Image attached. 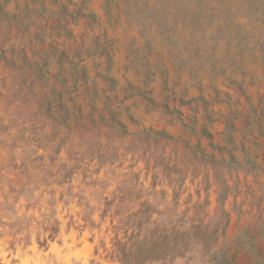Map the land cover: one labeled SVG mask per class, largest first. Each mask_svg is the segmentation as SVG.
Instances as JSON below:
<instances>
[{"label": "rangeland", "instance_id": "obj_1", "mask_svg": "<svg viewBox=\"0 0 264 264\" xmlns=\"http://www.w3.org/2000/svg\"><path fill=\"white\" fill-rule=\"evenodd\" d=\"M109 110L124 127L105 128ZM141 129L177 142L162 149ZM67 159L89 165L71 184L84 203L96 206L98 178L129 198L122 209L160 212L144 227L172 235L145 264H264V0H0V200ZM46 199L14 207L39 216ZM217 208L230 219L214 252L177 235L218 226ZM81 211L58 202L60 231L43 247L34 224L0 236V264H120L109 215L84 224Z\"/></svg>", "mask_w": 264, "mask_h": 264}, {"label": "trees", "instance_id": "obj_2", "mask_svg": "<svg viewBox=\"0 0 264 264\" xmlns=\"http://www.w3.org/2000/svg\"><path fill=\"white\" fill-rule=\"evenodd\" d=\"M39 96L41 97V95ZM81 105L79 104L77 106L78 113H81V111L88 106L96 108L98 102L92 99L87 104ZM115 113V111L109 110L107 117L108 115H110V117L109 120L107 119L105 122V128L112 129L114 125L120 126V128L124 127L123 124L117 120ZM81 117L83 118V115ZM81 117L77 118L78 122L82 121ZM92 122H94V120H92ZM95 126H91L90 128L101 131L98 123H95ZM65 127L66 132L72 137L77 135L82 128L90 129L86 123H83V125L79 127L80 129L75 127L69 130L70 127ZM136 134L143 135L145 139L152 140L156 144H162V149H165L166 144L161 141L171 142L173 143L172 145H175L177 142L173 136L153 129H141ZM136 134L134 136H136ZM208 136L211 138L210 134H208ZM55 154L59 155L60 150L58 149ZM70 161L72 160L67 159L64 162L52 160L46 165L49 172L48 177L40 175L31 176L20 180L18 184H16L18 188H16V185H13L12 188L3 192V198L0 200V210L2 212V216H0V226L2 227L0 236L22 234L31 224H34L38 227L39 231L43 232V235L45 233L43 237H40V235L37 236L39 246H46L48 244L47 242L53 241L60 231V223L54 216L56 204L58 202L68 204L75 200V204L82 208L79 215H81L80 220H82L84 224H96L92 216L98 210L99 220L101 221L105 220L106 216L109 215V223L112 224L111 230L114 234L113 245L120 264H145L148 261H157V253L161 252L160 249L163 247L162 245L167 242L168 238L172 235V229L168 230L166 228L157 227L149 229L146 226L144 227V225L157 224L156 220L160 216V212H151L142 208L135 210L122 209L121 205L128 203L129 198L124 194H104L103 189L99 186L103 180L98 178L88 180L90 182L89 184L92 185L89 186L90 188L96 187L100 183L98 189L96 188L97 190L100 189V195L94 197L96 199V206L90 205L88 202L84 203L86 188H80V186H78L77 191L73 192L72 190L75 187L71 184L74 175L77 174L79 169L86 172L89 165H81V162L77 160L73 163ZM83 184L87 186L88 183L85 181ZM56 187H59L60 190L57 191L55 189ZM35 192L39 194L36 195ZM44 196H47L45 203H47L48 209L46 210H49L48 212L42 211L39 216H27L26 214L18 216V212L14 207L17 200L22 198L26 202V210H28L29 208H34ZM226 197V189H222L217 195V204L220 205V207L223 205ZM138 198L140 199V197L137 196L136 200H138ZM154 214L156 217L152 218ZM212 218L216 220V224H219L218 226L209 229L206 226L192 224L187 228L176 230V233L180 238L183 237L186 240H191L193 234L192 238L196 240V242H204L207 244V242L209 243L210 241L212 242V246L214 245L213 248L212 246L210 247L213 251L219 236L224 234L230 218L229 213L223 208L215 209ZM148 243L153 246L154 255H147L150 251L145 245ZM186 251L189 250L186 248ZM212 251L211 256H213L212 253L214 252ZM160 255L162 254L159 253V256Z\"/></svg>", "mask_w": 264, "mask_h": 264}]
</instances>
